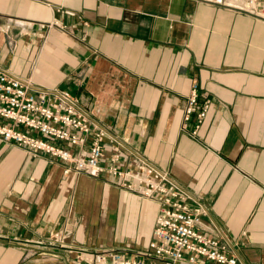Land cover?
Listing matches in <instances>:
<instances>
[{
	"label": "crops",
	"instance_id": "0c3cea01",
	"mask_svg": "<svg viewBox=\"0 0 264 264\" xmlns=\"http://www.w3.org/2000/svg\"><path fill=\"white\" fill-rule=\"evenodd\" d=\"M244 2L0 0V67L35 92H69L105 131L97 176L0 140V264L144 251L162 204L140 194L142 162L204 209L200 233L264 264V21ZM196 83L210 110L193 137Z\"/></svg>",
	"mask_w": 264,
	"mask_h": 264
},
{
	"label": "built area",
	"instance_id": "2783aa9c",
	"mask_svg": "<svg viewBox=\"0 0 264 264\" xmlns=\"http://www.w3.org/2000/svg\"><path fill=\"white\" fill-rule=\"evenodd\" d=\"M239 10L264 21V0H245ZM198 91L199 85L193 84L183 115V128L194 121L193 137H197L210 110L208 101L200 102ZM90 135L91 144L86 157L75 156L73 150L84 147ZM104 137L103 128L69 92H35L27 80L23 81L0 67L1 141L43 151L71 164L76 173L88 172L97 176L103 172ZM113 160H117V156ZM138 168V173L132 177L140 184L141 196L156 197L162 204L153 240L144 251L137 253L104 251L96 255V264H240L220 241L198 231L204 209H190L186 202L189 196L175 181L144 162ZM110 172L122 175L116 166L111 167ZM57 241L59 234L52 238V242Z\"/></svg>",
	"mask_w": 264,
	"mask_h": 264
}]
</instances>
